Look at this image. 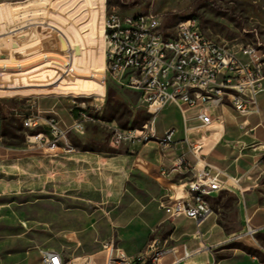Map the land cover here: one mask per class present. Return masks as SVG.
<instances>
[{
    "label": "rangeland",
    "instance_id": "rangeland-1",
    "mask_svg": "<svg viewBox=\"0 0 264 264\" xmlns=\"http://www.w3.org/2000/svg\"><path fill=\"white\" fill-rule=\"evenodd\" d=\"M99 2L104 15H158L166 36L195 19L213 42L231 50L253 45L264 52V0H0V155L12 149L9 158H0V264H41L44 250L60 251L68 261L92 257L90 264H103L105 255L98 253L107 242L139 251L155 241L175 245L174 220L161 216L175 202L162 184L137 168L135 150L111 141L113 126L139 128L150 115L131 91L100 83L105 41ZM80 16L87 18L81 30ZM71 47L77 72L65 74ZM166 107L157 126L164 120L178 125L180 112L172 104ZM38 109L54 110L69 122L80 109L97 118L84 134L71 136L74 159L22 152L31 134L23 118ZM120 156L127 166L121 188ZM209 201L211 217L219 215L230 240L210 241L209 253L187 264H209L211 254L217 264H263L264 234L238 238L246 220L235 211L233 194L222 191ZM189 223L179 220L181 226L205 230ZM172 260L167 256L164 263Z\"/></svg>",
    "mask_w": 264,
    "mask_h": 264
},
{
    "label": "built area",
    "instance_id": "built-area-1",
    "mask_svg": "<svg viewBox=\"0 0 264 264\" xmlns=\"http://www.w3.org/2000/svg\"><path fill=\"white\" fill-rule=\"evenodd\" d=\"M10 24L8 22L9 28ZM4 27L7 33L8 29ZM48 27L61 33L54 26ZM103 38L106 52L100 83L105 87L113 83L120 89L131 91L150 115V119L139 130L113 126L111 141L115 147L127 145L135 149L149 143H157L161 150L172 147L176 142L177 130H168L162 138L157 137L156 131L157 117L169 104L180 110L186 133L190 130L188 125L192 120L189 112L194 109H199L193 119H198L201 127L214 122L207 112L208 108L228 106L242 118L260 113L259 98L264 95V52L256 46L231 50L208 39L195 19L190 24L179 23L175 34L166 36L161 17L151 13L106 14ZM74 52L71 47V52L65 58V74L77 72ZM95 122L97 118L88 111H79L70 124L63 123L56 114L41 112L23 118V126L31 131L28 136L30 141L46 150L64 154L76 151L71 136L84 134L88 125ZM2 140L0 126V144ZM184 141L190 144L187 136ZM202 150V143L192 146L198 161H202ZM178 166L190 169L184 157L179 159ZM163 174L167 175L165 171ZM236 183L237 180L222 169L206 164L196 171L194 179L188 184L191 202L172 205L164 211L170 219L185 217L200 227L214 214L209 199L216 193L231 191ZM193 187H200L199 196H192ZM259 234H264V226L253 228L247 220L245 230L238 238L255 239ZM102 251L105 255L103 264H164L169 255L175 257L170 264H181L193 257L185 247L182 256H179V249H168L159 241L137 255L128 254L114 241L107 242ZM41 258V264H90L92 259L82 257L68 261L60 253L51 250L42 251Z\"/></svg>",
    "mask_w": 264,
    "mask_h": 264
},
{
    "label": "crops",
    "instance_id": "crops-1",
    "mask_svg": "<svg viewBox=\"0 0 264 264\" xmlns=\"http://www.w3.org/2000/svg\"><path fill=\"white\" fill-rule=\"evenodd\" d=\"M99 3L102 9L98 12V19H100V22L104 27L106 14L104 15L103 13L105 7L103 2ZM20 4L21 9H24L23 6L28 5V2ZM8 5L9 4H7V6ZM12 10L13 6L10 7L11 17L13 16ZM80 20H83L80 23V25H83L86 23L87 18L85 16H80ZM86 26L87 25H83L79 29H85L87 28ZM105 52L106 44L102 64L103 67L105 66ZM259 106L260 113L253 114L247 118L240 117L236 111L228 106L208 108L207 112L213 117L214 122L206 127H201L200 121L198 119H193L198 115L199 109L191 110L189 112V117H191L192 120L189 122L188 126L190 127V130H188L187 133L185 132L183 116L180 110L174 106L180 112V123L177 125L175 123H167L166 120H164V124L159 127L156 122V131L157 137L162 138L168 130L173 128L176 129L177 135L175 144L166 150H161L157 143H149L142 148L138 147L132 149L129 147L131 151L135 150L137 154L134 158V164L139 170L147 172L150 178H152L151 180L162 184L170 197V202H175L173 205L191 202V196L189 195L187 188L189 182L194 179V174L197 170L202 169L206 164L214 165L225 171L229 177L237 180V183L234 184L235 188L229 192H231L235 198V211L238 213L240 219L246 221L249 220V223L253 228L259 226L263 227L264 95L259 98ZM166 108L167 107L159 113L158 117L165 112ZM36 112H41L46 115L49 113L56 114L54 110L44 111L38 109L33 113ZM59 118L65 124H70L76 119L75 116H72L70 117L71 121L69 122L61 116ZM28 136L27 141L29 146L22 149V152L25 154L30 153L31 155H34L37 153L44 158L55 159L58 161L74 159L75 154H77V150L71 154H64L61 151L46 150L38 143L30 141ZM186 136L188 137L190 144H187L184 141ZM198 143L203 144V150L201 153L203 156L202 161H198L192 152V146ZM11 151L12 149L5 148V152L0 155V158H9ZM181 157H184L187 160L190 169L178 166ZM125 164L126 160L120 156V188L122 184L124 185L125 176L127 174V166H125ZM194 167H196V170H193ZM164 171L167 175L163 174ZM161 216L165 217L166 220H174V229L171 239L174 241L175 245L161 244L168 249H179L181 251L179 256H182L184 247L193 254L192 258L181 264H187L193 258L200 256L203 253H209L207 249L213 247L210 241H214V239H217V244H222L223 242L230 240L227 233L224 232L219 221V215L217 214L214 217H210L200 227L195 223L198 229L205 227L204 231L192 230L191 227L188 228V226H181L179 220L185 217L170 219L165 211L161 212ZM256 220L257 224L254 227L253 222ZM192 222L193 220H190L189 226ZM119 246L126 250L130 255H137L144 251L126 249L121 245ZM55 252L60 253L64 257L62 252ZM98 254L100 255L104 253L101 250ZM169 256H172L174 260L175 257L173 255ZM211 257L209 264H217L218 262H216V259L212 254Z\"/></svg>",
    "mask_w": 264,
    "mask_h": 264
},
{
    "label": "bare ground",
    "instance_id": "bare-ground-1",
    "mask_svg": "<svg viewBox=\"0 0 264 264\" xmlns=\"http://www.w3.org/2000/svg\"><path fill=\"white\" fill-rule=\"evenodd\" d=\"M183 24H190L192 23V19L191 20H188V21H185V22H182ZM104 28L102 29V32H103ZM80 111H87L85 109H80ZM132 130H139V128H132ZM200 195V187H193L192 188V196H199Z\"/></svg>",
    "mask_w": 264,
    "mask_h": 264
}]
</instances>
